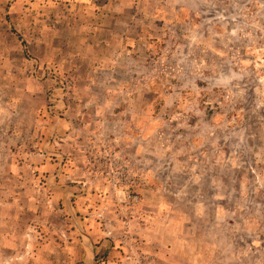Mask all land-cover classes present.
<instances>
[{
    "label": "rangeland",
    "instance_id": "1",
    "mask_svg": "<svg viewBox=\"0 0 264 264\" xmlns=\"http://www.w3.org/2000/svg\"><path fill=\"white\" fill-rule=\"evenodd\" d=\"M1 213L9 264H264V0H0Z\"/></svg>",
    "mask_w": 264,
    "mask_h": 264
},
{
    "label": "crops",
    "instance_id": "2",
    "mask_svg": "<svg viewBox=\"0 0 264 264\" xmlns=\"http://www.w3.org/2000/svg\"><path fill=\"white\" fill-rule=\"evenodd\" d=\"M75 6L76 5H74V7ZM72 203L73 202H71V205H70V207L72 209L71 211H75L74 207L72 206ZM6 205H7V207L8 206L11 207V206L16 205V203L14 202V200H6V204H4V206H6ZM67 210H68V207H67ZM77 214L78 213H76V215ZM3 215L4 214L1 213L0 217L3 216ZM5 218H7V217L5 216L3 219L5 220ZM8 218H10V217H8ZM7 224H8V222L6 223V226H4V229H2L0 231V236H1V239H2L0 241V253H1L0 254V264H9V262H11V261H8L7 259L6 260L2 259L1 255H4V254L7 255V253L15 252L17 250V248H20V247L23 250H25V251L27 250L29 252L32 251L31 248H33V249L35 248L34 245H32L33 241L30 238L28 239V241H29L28 243H24V241H22L21 242L22 243L21 246L20 245L18 246V244L16 245L15 243H17V241L15 242L16 239L14 238V236L16 235L15 234L16 231L13 230L12 228L11 229H7ZM19 232H20V230L17 232V235H19ZM28 232H31V231L29 230ZM77 232L78 231H76V235H78ZM73 234L74 233L72 231H70L71 242L67 246H70L71 253H73V251H74L75 252V257H77L78 256V254H77V252H78V244L73 239ZM28 235L31 236V233L30 234L28 233ZM42 237H44V236H42ZM60 245H62V244H60ZM37 246H38V254L36 255V260L39 262V264H46V259L43 256L44 250H47L49 248V246L53 247L54 244H52V241H49V238L48 239L42 238V241L37 242ZM67 246H65L66 247L65 249H67ZM54 249H56V247H54ZM58 250L62 251L63 249L59 248ZM92 250H93V253H94V246L91 245V247L90 246L86 247V250L84 251L85 252L84 253V261H85V259L90 257V254H91ZM17 251H19V250H17ZM71 257H72V255L70 256V260H72ZM75 260H76V258H75ZM28 261L31 262L30 260H28ZM76 262H77V260H76ZM30 264H37V263H30Z\"/></svg>",
    "mask_w": 264,
    "mask_h": 264
}]
</instances>
